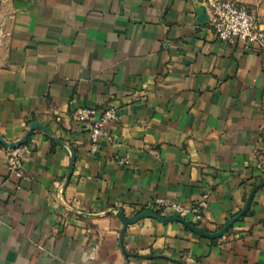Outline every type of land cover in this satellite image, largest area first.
Here are the masks:
<instances>
[{"label": "crops", "instance_id": "0c3cea01", "mask_svg": "<svg viewBox=\"0 0 264 264\" xmlns=\"http://www.w3.org/2000/svg\"><path fill=\"white\" fill-rule=\"evenodd\" d=\"M209 20L202 0H0V137L38 121L75 155L66 181L68 147L34 129L17 180L0 143V264H264V185L219 238L142 217L121 243L115 210L206 194L185 218L215 232L264 180V47ZM80 106L116 108L95 151Z\"/></svg>", "mask_w": 264, "mask_h": 264}, {"label": "built area", "instance_id": "2783aa9c", "mask_svg": "<svg viewBox=\"0 0 264 264\" xmlns=\"http://www.w3.org/2000/svg\"><path fill=\"white\" fill-rule=\"evenodd\" d=\"M209 15V23L216 37L226 44H240L243 49H249L253 44L264 47V15L256 12L249 6L236 0H202ZM99 114V118L96 119ZM73 116L81 122L90 125V149L95 151L100 138L110 139L106 124L118 119L114 106H107L101 111L93 106H80L73 111ZM29 145L22 143L14 148H6V165L10 175L17 180L25 178L23 165L24 154ZM128 163L126 158L118 159L117 164ZM204 194L200 199L190 205L177 201H168L157 198L154 200L155 211L159 215L173 213L184 217L191 215L195 222L202 219L203 209L206 206Z\"/></svg>", "mask_w": 264, "mask_h": 264}, {"label": "water", "instance_id": "95a60500", "mask_svg": "<svg viewBox=\"0 0 264 264\" xmlns=\"http://www.w3.org/2000/svg\"><path fill=\"white\" fill-rule=\"evenodd\" d=\"M99 118V114L97 115L96 119ZM28 130L26 131V133L21 137L19 138L18 140H15L13 142H8L4 139H2L0 137V143L3 144L6 148H14L22 143H25L28 136L31 134V132L34 130V129H41L44 133H46L49 138H51L53 141L55 142H58L60 144H64L68 147L69 149V152H70V162H69V166H68V170H67V175H66V181L69 179L70 177V174L72 172V168H73V165H74V159H75V155H74V151H73V148L66 144V142H64L62 139L54 136L47 128L46 126H44L43 124H41L40 122L38 121H32L29 123L28 125ZM264 185V180L259 182L258 184H256L252 189L251 191L249 192V195L246 199V202H245V205L244 207L238 211L236 214H234L232 217H230L225 223L224 225L219 228L217 231L215 232H208V231H205L203 229H200L198 227H196L195 225H193L190 221H188L186 218L184 217H181V216H177V215H170V216H163V215H159L157 214L156 212H153L151 210H148V209H143L141 210L140 212H138L135 216L133 217H127L124 215V213L121 211V210H115V213L116 215L120 218V220L122 221L123 223V227L120 231V235H121V243H122V238H123V235H124V232H125V228L128 224L130 223H133L139 219H141L142 217H151V218H154L158 221H161V222H166V221H177V222H180L182 223L186 228H188L189 230H191L192 232L200 235V236H203V237H206V238H209V239H216V238H219L221 237L228 229L229 227L233 224V222L235 220H237L241 215H243L244 213H246L249 205H250V202L252 200V197H253V194L255 193V191ZM125 255H128V254H125ZM130 255H134V256H138L137 254H130ZM172 261H175L179 264H182L180 261L176 260V259H171Z\"/></svg>", "mask_w": 264, "mask_h": 264}, {"label": "rangeland", "instance_id": "374dc122", "mask_svg": "<svg viewBox=\"0 0 264 264\" xmlns=\"http://www.w3.org/2000/svg\"><path fill=\"white\" fill-rule=\"evenodd\" d=\"M264 15V0H236Z\"/></svg>", "mask_w": 264, "mask_h": 264}]
</instances>
